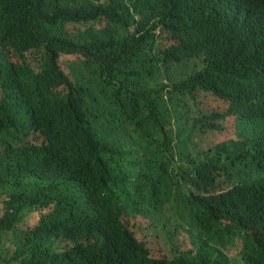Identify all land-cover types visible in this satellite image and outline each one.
I'll list each match as a JSON object with an SVG mask.
<instances>
[{"label":"trees","instance_id":"16d2710c","mask_svg":"<svg viewBox=\"0 0 264 264\" xmlns=\"http://www.w3.org/2000/svg\"><path fill=\"white\" fill-rule=\"evenodd\" d=\"M0 264H264V0H0Z\"/></svg>","mask_w":264,"mask_h":264},{"label":"rangeland","instance_id":"374dc122","mask_svg":"<svg viewBox=\"0 0 264 264\" xmlns=\"http://www.w3.org/2000/svg\"><path fill=\"white\" fill-rule=\"evenodd\" d=\"M80 26L81 25L72 24L71 29L76 32L84 30ZM80 61L81 59L78 57V55H73V56L65 55L62 58V64L64 68L71 75H74L73 70H74L75 63L80 62ZM172 73L176 77L180 79L182 78L181 73L175 67H173ZM198 96L200 97V99H198V111L202 110L206 112L207 114L213 113L215 109L224 110L229 105V103L226 104L225 102L212 99L209 96L204 97V93H200ZM219 124L220 125L222 124L224 126V129H222L221 131L205 130L204 132L201 131L198 137H195L194 135L193 141L199 139L197 146L201 145L197 147L196 152L209 149L227 140L242 139L241 136L240 137L238 136L240 134H239V129H238L239 120L237 118L230 117L228 118L226 122H220ZM201 140H205L206 142L201 144ZM176 161L179 163L180 157L176 158ZM149 221H152V220H149ZM159 221L154 222V224L158 223V225L156 226L157 227L156 230L145 231L144 234L146 235L148 239L158 238L161 248L163 250L165 249L168 252L173 251V245L176 243H181L182 246H185L186 248L191 246L188 236L189 237L199 236L201 238L203 237V235L198 229L184 222L179 216L174 215V211H172L170 207L169 209L166 210L164 218ZM203 240L204 239H202L200 242H202ZM206 241L208 243H214V245L216 246H221V247L225 246L224 243L218 244L214 241H209V240H206ZM233 247L235 246L228 247V248H232V250L225 251L229 256L235 255V251H234L235 248Z\"/></svg>","mask_w":264,"mask_h":264}]
</instances>
